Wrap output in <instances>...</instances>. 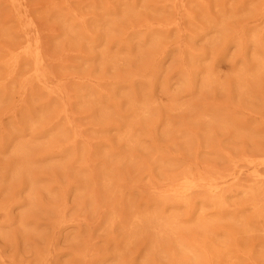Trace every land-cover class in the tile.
<instances>
[{"label":"rangeland","instance_id":"obj_1","mask_svg":"<svg viewBox=\"0 0 264 264\" xmlns=\"http://www.w3.org/2000/svg\"><path fill=\"white\" fill-rule=\"evenodd\" d=\"M0 264H264V0H0Z\"/></svg>","mask_w":264,"mask_h":264}]
</instances>
